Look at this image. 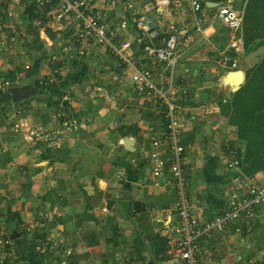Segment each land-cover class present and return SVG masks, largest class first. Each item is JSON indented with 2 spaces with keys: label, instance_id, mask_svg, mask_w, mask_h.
Wrapping results in <instances>:
<instances>
[{
  "label": "crops",
  "instance_id": "1",
  "mask_svg": "<svg viewBox=\"0 0 264 264\" xmlns=\"http://www.w3.org/2000/svg\"><path fill=\"white\" fill-rule=\"evenodd\" d=\"M209 1L206 0L208 6L214 5ZM232 1L239 4L244 2V0ZM92 3L93 11L103 16L104 19L116 18L121 14L118 11L120 3L118 0H109V2L108 0H93ZM172 9H164L162 12L146 8L145 12L143 10L144 16H149L157 22V27L154 28L155 34L161 31L164 18L170 17L169 12ZM206 11L210 9L206 8ZM60 24L59 29L50 28L54 32L51 36L45 31L39 33V38L44 44L43 54L53 52L51 55H57L58 58L52 61L51 56L46 55L48 60L45 56L42 58L44 60L40 59L39 74L43 72L47 76L39 77L38 75L33 82L35 83L38 78L41 83L39 86L57 84L62 90L60 98H56L54 87H45L43 92L36 91V95L35 92L31 93L11 104L6 102L5 92L0 94V112H6L7 108L14 112L12 120L11 118L6 120L4 114L0 117V234L15 235L13 239L20 256H18L19 259L29 245V240H26L23 233L24 225L29 221H35L40 230L43 229L48 234L50 229H54L57 237L61 235L62 241H68L67 243L73 249L69 258L72 264H98L97 260L101 264H108L107 261L111 264H150V260L154 257L152 242L148 239V235L152 232H159L167 238L170 231L169 220L173 219L168 208L175 196L174 188L170 183H167L164 178L154 183L148 170L151 139L161 134L165 128L162 106L156 102V99L151 98L152 101L149 103L146 101L147 96L138 95L140 93L130 78L129 69L126 66V70L118 66L119 60L114 61L106 54L100 53L106 47L90 43L83 56L64 55L63 44L67 41L77 42L81 28L73 15L63 18ZM211 27L207 28V33H213L214 30ZM127 33L126 37L134 40V33L131 34L130 29ZM140 34L139 31L135 37L138 43L143 42V40H138ZM59 36H61L59 38L61 42L57 41ZM28 43L25 46L26 50ZM60 44L61 51L58 50ZM56 45L59 46L56 47ZM46 48L51 50H46ZM130 49L139 65L148 66L154 74L161 69L156 60L137 50L133 42ZM248 49L247 56L252 55L250 48ZM31 58L30 56L27 58L29 59L26 60L27 65L31 63ZM56 61L59 65H49ZM108 65L112 67L113 75L105 77L103 83H93L95 78L93 74H87L89 69L108 67ZM188 65L186 64V67L192 69L196 66L198 69L201 66L203 68L201 71L204 69L215 71L218 76L222 71V68L220 69L213 63H207V61L193 60ZM7 69L15 70L18 75L13 60L3 59L0 54V81L7 79L1 75V72L4 74ZM175 70L178 86L176 97L181 93L187 95L184 94L187 91L185 89L188 88L186 85L194 87L192 85L195 83L191 81L189 75L186 76L187 72L184 69L183 71L178 68ZM195 70L193 73H196ZM225 71L231 70L223 67V77ZM193 73L191 72V75ZM52 75L58 78V82L47 83V79ZM68 85L73 88L71 92ZM219 85L217 84L216 87ZM228 85L223 80V89H226ZM100 87L106 91L97 90ZM220 88L222 89L221 86ZM202 92L198 93V89H195V92L188 95V99L184 97V103L180 106L186 107L189 112H197L193 122L200 117L199 120L202 123L198 124L196 121L194 128L198 127L197 131H202L206 137L205 129L209 130V126H214L208 123L209 117L217 115L216 111L220 110V107L218 94H215L216 99L214 95L203 99L200 96ZM37 93H41V96ZM65 93L68 97L63 100ZM224 98H227L226 90H223V102ZM203 102L205 104L201 105ZM209 103L217 104L218 108L214 110L210 105L205 108ZM57 111L76 115L80 123L61 147L55 148L58 149L56 151L50 152L46 148L39 147V144L35 145L34 142L23 140L20 130H15L11 123L20 117L30 122L40 121V123L46 122L45 124L54 125ZM233 128L223 116L222 153L217 154L218 151L214 149L206 153L202 139H199L200 143L197 141L196 146L191 143L190 139L186 142L187 144H184L185 154H187L184 172L186 178L188 176L190 180L188 193L191 208L200 220L211 218L222 210L228 192L238 182L237 177H241L240 168L229 169L225 165L228 160L232 159V151H229L231 148L225 145L229 143V140L231 141V137L232 140L235 137ZM216 130L218 129L214 132ZM124 136L134 138L131 150L122 146ZM187 138L189 137H181V141ZM209 139L207 136V141H210ZM95 140H97L96 145ZM102 147L109 149L106 156H104ZM213 153L217 155L213 157ZM165 171L168 174V166ZM253 177L263 182L264 169L258 171ZM109 197L113 199V202L110 208H107L105 204ZM133 202L139 203L133 206ZM263 209L264 206L258 208L253 216V222L251 220L252 224L255 218L264 212ZM8 216L10 218L7 221ZM251 223L249 221L246 229L250 228ZM229 234L232 236L229 241H234L233 243L238 238L242 239L240 233L227 231L224 234H215L201 240L200 264H207L205 258L209 253L218 249L216 244H219V240L226 243V237ZM238 256L241 255L236 251L234 259ZM18 258L14 259L9 256L8 262L30 264L29 260H18ZM56 258L44 255L35 256L38 264H60L59 259ZM226 258L227 255H224L214 264H231L230 259ZM164 264L171 263L166 259Z\"/></svg>",
  "mask_w": 264,
  "mask_h": 264
},
{
  "label": "built area",
  "instance_id": "2",
  "mask_svg": "<svg viewBox=\"0 0 264 264\" xmlns=\"http://www.w3.org/2000/svg\"><path fill=\"white\" fill-rule=\"evenodd\" d=\"M5 1L0 0V11L5 16L11 17L12 10L5 8ZM40 7L45 6L51 0H35ZM59 5L49 11L52 21L43 22L37 16L33 24L39 33L45 31V26L60 27V21L73 15L79 22L81 33L76 41L63 44L62 52L66 56H81L86 52L88 44L95 43L108 48L117 55L130 71V78L136 84V88L144 90L147 95L155 96L164 103L165 128L161 134L151 139V148L148 152L149 174L154 183L163 178L172 184L175 192L174 199L169 206V213L173 219L169 220V233L167 234L166 254L171 264H200L202 239H207L215 234H224L227 231L241 233L258 208L264 206V181H257L255 177H237L238 182L228 192L221 211L211 218L200 220L192 211L191 200L188 193V181L184 172L185 145L181 141L180 130L185 122L196 118L191 112L186 121L180 118L179 106L175 101L178 86L174 79L175 67L181 56V49H186L195 41L194 39L207 34V28L214 26L219 21L228 30V41L220 51L218 63L225 69L234 70L238 67L239 56L245 50L244 38L241 32L245 1L236 4L232 0H225L216 5L205 7L203 0H187L189 8V24L177 25L176 14L169 12L170 30L160 43L155 44L151 38L155 35L149 21L144 15L135 16L133 7L136 0H125L131 13L119 21L107 26L106 23L92 10L93 0H58ZM181 0H154L148 1L144 9L161 10L178 6ZM206 8L210 11H206ZM136 22L141 35L138 40H143V49L146 56L161 63L162 68L155 72L148 66L138 64L136 57L130 49L132 39L124 37L120 39L121 30L130 22ZM2 26H9L1 22ZM147 40H144V38ZM9 39L15 40L16 35H9ZM92 40V41H90ZM181 47V49H180ZM54 80L55 77H50ZM19 82L18 75L11 79L0 81V88L5 89L9 85ZM233 87L232 89H234ZM65 94L64 99H67ZM217 104H210L216 110ZM4 113L0 112V117ZM58 118L54 125L38 123L24 127V134L28 140L40 141L46 147L59 148L63 142L74 132L79 125V118L68 112L57 111ZM7 114H4L6 117ZM7 120V118H5ZM15 130L21 131L20 122H12ZM23 131V130H22ZM234 158L226 162V168L238 169L239 159ZM168 166V174L165 171ZM0 264H9V256L18 258L13 237L0 234ZM37 250V247H35ZM40 251V250H38ZM67 251H70L67 250ZM236 264H255L254 259L241 261V256L236 258ZM19 264V263H18ZM21 264V263H20Z\"/></svg>",
  "mask_w": 264,
  "mask_h": 264
},
{
  "label": "rangeland",
  "instance_id": "3",
  "mask_svg": "<svg viewBox=\"0 0 264 264\" xmlns=\"http://www.w3.org/2000/svg\"><path fill=\"white\" fill-rule=\"evenodd\" d=\"M33 1L34 0H6L5 5H4L5 6L4 9L9 8L12 10L11 17L5 16L4 13L0 11V54H1L3 59L7 58L8 60H13L14 64L16 65L17 72H18V78H19V82L17 84H12V85H9L7 88L2 89V90L8 91L7 96L5 98H7L6 102L10 103V104L15 103L14 101H12L11 96H10V92L8 89L10 86L29 85V86L34 88V90H35L34 94L35 95H36V91L43 92L45 90L44 89L45 85L39 86L33 82H34V78L37 77L38 75H39V77L41 75L47 76L46 73L44 74L43 72H41L39 74V70H38V68L40 67L39 62H40V59L44 60V59H42L44 56H45L46 60H48V57H46V55L51 56V54L53 52L48 53L46 51L47 53L43 54V52H44L43 45L44 44H42L43 43L42 39H38L39 40L38 42L34 41L32 39V38H34V33L32 31L30 24H28L29 20L27 19L26 16L29 12L28 10L30 8V4H32ZM118 1L120 2L118 5L119 6L118 11L121 14L117 15L116 18L111 17L110 19L109 18L104 19V18H102L103 16H100L98 13L95 12L106 23L107 26H110L113 23L119 21L124 16L128 17L129 14L131 13V10L129 11V9L127 8L125 0H118ZM148 1H154V0H146V2H148ZM223 1H225V0L216 1L217 2L216 4L223 2ZM244 1L246 2V0H244ZM108 2H109V0H108ZM144 3H145V0H136L135 1L134 7H133V11H134L135 16L143 15V10H144V5H145ZM58 5H59L58 0H51V1L47 2V4L45 6L38 8L40 11L39 14L41 15L43 22L46 23V22H48V20L51 19L52 16H51V13H49V11L52 10L54 7H57ZM36 6H37V4H36ZM171 8H173L171 10V12H173L177 15L175 18V22L177 25L189 24V16L190 15H189V8L187 5V0H181L180 5L171 6ZM144 12H145V10H144ZM113 15H115V13H113ZM151 16H153V14H151ZM169 18H164L161 31H159L157 34H155L154 36H152L151 38H148V39H151L152 42H154L155 44L160 43L162 41V39L167 35V32L170 30V27L168 25L169 24ZM52 20L53 19H51L50 21H52ZM1 22H4L6 24H10V25L9 26L8 25L2 26ZM47 27L59 29V28H61V24H60L59 28L51 27V26H47ZM221 27H223L222 23L219 21H215L214 26L211 27L214 30L213 33L208 32L205 36H201V37L197 36V38L194 39L195 41L191 44V46L186 48V49H181V47H180L181 56L178 60V63L176 65L175 69L178 68L180 71H183V69H184V71L187 72L186 76L189 75L191 77V81L195 83V85H192L194 87H190L191 85H186L188 88L185 89L187 91L184 94H187V95L182 96L183 99H184V97L187 98L190 93L195 92V89H198V93L200 91L202 92V90H203L202 95H200L201 97H203V99H206V98L208 99L212 95H214L213 97L216 99L215 94L221 95L223 97V90H226L227 97H230L232 91H234L238 87L236 84H234V86H235L234 89H231L232 86H230V85H228V87H226V89H223V66L219 65L218 60L220 59L219 53H220L221 49L225 47L226 44L223 47L217 46L212 41V38H211L212 35L214 34V32H216L215 30H218ZM129 29H130L131 34L134 33V35H133L134 40H132L133 46H135L137 48V50H140L143 53L144 50H143L141 44L138 43L137 39L135 38L137 36V33L139 32V28H138L136 22L133 21L132 23H127V25L121 30L120 39L128 36L127 32ZM51 32L53 35L54 32L52 31V29H51ZM11 34L16 35L15 40L10 41L9 35H11ZM60 37L61 36L58 37L57 41H59ZM31 39L33 40L30 43L32 45L30 47L27 46V50H26L25 46ZM148 39L146 37L144 38V40H147V41H148ZM90 41H92V40H90ZM36 42H37V44H36ZM59 42H61V41H59ZM67 42H69V41H67ZM57 46H59V45H56V47ZM88 46H89V44H88ZM248 48H250L252 55L247 56L246 51H249ZM248 48H247L248 50H246V51L244 50V52L238 58L239 67L236 69H241L243 72H245V69L247 67H249L248 65L253 64L255 60H258L259 58H261L260 56H262L264 54V38L256 39L255 41H253L249 45ZM104 49L105 50H103V52H100V53H102V55L104 53V54H106L107 57H109V59H114V61L119 60L118 66H120L122 68L124 67L126 70L125 64H123L122 61L116 55L111 53L108 49H106V48H104ZM46 50H51V49L46 48ZM58 50L61 51V44H60V48ZM85 54H86V52L83 55H85ZM27 56L32 57L31 63L29 65L26 64V60H29V59H27L28 58ZM104 59L105 58H103V60ZM193 60H197L199 62H206L207 61V63H213V65L215 64L220 69L222 68V71L219 73V76H218L215 73V71H211V70L206 71V69H204V71H201V70H203V68H201V66L198 69L196 66V68H195L196 70L186 67V64L188 65ZM241 60H243V62H240ZM255 62H257V61H255ZM106 64H108V63H106ZM157 64H159L160 67L162 68L163 65L161 63L158 62ZM49 65H51V64H49ZM199 65H201V64H199ZM226 69L230 70L229 68H226ZM112 70H113L112 67H110L108 65V67H103V68H99V67L94 68V69L91 68V69H89L87 74L88 75L93 74V77L95 78V81H93V83L97 84V83H103L105 80V77L112 76L113 75ZM193 70H195L196 73H193ZM175 71L173 74L174 79L176 77ZM191 72L193 73V75H191ZM126 73H124V74L127 75ZM226 73L227 72L225 71L224 74H226ZM37 80H39V79L37 78ZM175 81H176V79H175ZM38 83H39V81H38ZM219 83H220V85H219ZM235 83H237V82H235ZM39 84H41V83H39ZM217 84L219 85L218 87H216ZM220 86L222 87V89L221 88L219 89ZM51 87H54L56 89L55 90L56 92L54 93L56 98L57 97L60 98V96L62 95V90L58 88L57 84H55V85L53 84V86H51ZM69 87L71 88V90H70V92H71L73 90V88L70 85H68V88ZM91 87H94V85ZM97 90H105V89L100 87ZM219 90L221 92H218ZM137 91H138V93H140V94H138L136 92L138 95L147 96L146 101H148L149 103L152 101V99H156V102L159 103L160 106H162L163 120L165 122L164 103L162 102V100L155 97V96L147 95L144 90L137 89ZM38 94H40V95H38ZM182 94H179V95L177 94L175 101L178 104L179 109L181 110V112H180L181 117L180 118L182 120L186 121L188 118V115H190L191 112H189L188 111L189 109H187L186 107L180 106L181 103H184L183 100L180 102V100L182 98L181 97ZM37 95L41 96V93H37ZM67 96H68V94H67ZM204 104H205V102H203L201 105H204ZM210 104L214 105V103H209L208 105L205 106V108L208 107ZM217 110H218V111H216V112H218V113H216L217 115L214 114L213 117L208 116L210 118V119L208 118L210 120L208 123H211L214 126L210 127L208 124V126H209L208 128L211 132L209 133V130L206 128L205 129V136L206 137H204V133L202 131H197L198 127H195L196 131H194V129H195L194 123H197L196 121H198V124L202 123L201 120H199L200 117H198V119L195 120V122H193L195 118L186 121L185 125L180 130V132H181V137H183V138L189 137V138H187V140H185V141L183 140L184 141L183 144H187L186 142L190 139L191 143H193L196 146L197 141L200 143L199 139H202L205 143L203 145V148L206 149V150L204 149L206 153H210L211 152L210 150H212V149H214V151H218L217 154L219 152L222 153L223 152V114H222L221 110H219V109H217ZM63 112H65V111H63ZM4 114H7V116L5 117V118H7V120H9L10 118L12 120V118L14 116L13 115L14 112L9 108L6 109V112L4 111ZM195 114H197V112ZM56 118H58L57 113H56ZM18 119H17V122L21 123V128H22L21 131H19V132H21V138L22 139L24 138L23 140L29 141V142H34L35 145L39 144L38 145L39 147H42V149L46 148V150L48 149L50 152L58 150L55 148L46 147L40 141L28 140V136H26L24 134V130H25L24 127L25 126L30 125V123H31V125L38 124V123H40V121L30 122V121L21 119L20 117ZM13 122H15V121H13ZM45 123H43V124H45ZM200 127L205 128L203 126H200ZM215 129H218V130H216L214 132ZM187 130H188V133H186ZM192 130L194 132L191 133L190 131H192ZM227 132H229V131H227ZM233 132L235 133V137L233 138V140H235V141H233L232 137L230 136L231 141L229 140V143L225 145L226 147L229 145V148H231L230 150L229 149L228 150L232 151V158H234L233 156L235 155L236 150L232 148L231 142L232 143L234 142L233 146H236V144L240 145V143H238L236 141V135L237 134H236V128L235 127L233 128ZM206 133H207V135H206ZM207 136H208V138H210L209 139L210 141H207ZM94 143L96 145L97 140H95ZM200 146L202 147V145H200ZM102 150H103L104 156H106L109 149L102 147ZM207 150H209V151H207ZM184 154H185V152H184ZM217 154L213 153V155H214L213 157H215ZM186 156H187V154H185V158H186ZM217 157H219V155ZM187 180H188V184H187V187H188L189 181H190L188 176H187ZM252 219H253V217L250 219V223H251ZM252 222H253V220H252ZM251 224H250L249 229H245L244 231L243 230L241 231L240 235L242 236V239L239 240V238H238L237 241H235V243H233L234 241L233 242L229 241V239L232 237L231 234H229V236L226 237L227 238L226 243H223L222 240H219L220 241L219 244H216L218 249L214 248L215 250L213 252L209 253L208 256L205 258V261L207 262V264L217 263V261H219L224 255H227L226 259L227 260L230 259L231 264H236L237 260L234 259L235 255H236V251H238V254L241 255V261H246L247 259L252 258V259H254L255 264H264V212H262L259 216H257L255 218V222L252 225ZM37 225H38V223L35 221H29L26 225H24L23 233H24V236L26 237V240H29L30 237L34 238L35 243H36L35 247H37V252H40L45 257H50V258L51 257L56 258L58 256L60 264H67V260H69L70 256L72 255V250H73L71 248V245L69 243H67L68 241L67 240L62 241L61 235H59L57 237L56 231L54 229H50L48 234H47V233H45V230L41 229L42 230L41 231L39 229L40 227H38ZM39 232L41 233V235ZM70 237H71V235H70ZM69 239L71 240V238H69ZM69 249H70V251H67ZM38 250H40V251H38ZM1 252H3V251H1V248H0V253ZM165 260L156 261L153 258V260L152 259L150 260V262H151L150 264H164ZM111 262H112V260H111ZM97 263L101 264V262L99 260H97ZM107 263L111 264L109 261H107Z\"/></svg>",
  "mask_w": 264,
  "mask_h": 264
},
{
  "label": "trees",
  "instance_id": "4",
  "mask_svg": "<svg viewBox=\"0 0 264 264\" xmlns=\"http://www.w3.org/2000/svg\"><path fill=\"white\" fill-rule=\"evenodd\" d=\"M36 4L35 0L30 4L29 12L26 17L34 33L33 40L35 39V41L38 42V39H40L39 31L33 24V19L37 16L41 17V15L39 14V6H36ZM203 5L209 7L206 4V0H203ZM44 30L48 35H52L49 27L45 26ZM215 31L216 32H214L211 37L212 41L217 46L223 47L228 41V31L225 27H221ZM241 32L244 38L245 51L253 41L264 38V0H246ZM32 41H29V47L32 45L30 44ZM140 44L143 48L144 43L140 42ZM51 65H58V61ZM1 73V75L8 79L16 75L13 69L5 70L4 74L3 72ZM35 83L39 85L38 80H36ZM53 84L55 85V83H52L50 85H45V87H51ZM4 92L7 94L8 91H3L0 88V94ZM182 96L184 95L182 94L181 97ZM220 96L221 95H218L220 110L223 116L226 117V122L236 128V141L240 143V145L233 146L231 142V146L236 150L235 156L239 159L238 165L241 176L253 177L258 171L264 169V54L257 62H254L245 69L243 82L232 91L230 97L224 98L225 101L223 102V97ZM182 100L183 97L180 102ZM182 143H184V141H182ZM45 154H47V152ZM139 165L141 167V164ZM9 218V216L6 217V220L8 221ZM245 229L246 226L243 227V231ZM148 239L152 242L151 248L154 259L156 261L167 259L166 236L159 232H152L149 233ZM35 245V239L30 237L28 248L25 253L21 254L20 259H27L30 261V264H38L35 256L42 255V253L34 249ZM20 259L18 258V260ZM57 259H59L58 256ZM67 264H72V261L67 260Z\"/></svg>",
  "mask_w": 264,
  "mask_h": 264
},
{
  "label": "water",
  "instance_id": "5",
  "mask_svg": "<svg viewBox=\"0 0 264 264\" xmlns=\"http://www.w3.org/2000/svg\"><path fill=\"white\" fill-rule=\"evenodd\" d=\"M209 2L213 3L214 5L217 3L216 1H209ZM145 19L149 21L151 28L157 27V22L153 18L146 16ZM243 79H244V72L241 69H235L232 71H228L223 77L225 84H229L232 86H234V84L239 86L240 83L243 81ZM236 81H237V83H235ZM8 89H9L12 101H17L20 98L26 97L29 94L34 93V91H35L34 88L29 86V85L10 86ZM122 140H123L122 146L124 148L130 149V150L133 148L132 147V144L134 142L133 137L124 136L122 138ZM148 170H149V167H148ZM108 195L110 196V194H108ZM112 202H113V199L111 197H109L106 201L105 206L107 208H110ZM137 203H139V202H133V206H135V204H137ZM10 236L14 237L15 235L11 234Z\"/></svg>",
  "mask_w": 264,
  "mask_h": 264
},
{
  "label": "bare ground",
  "instance_id": "6",
  "mask_svg": "<svg viewBox=\"0 0 264 264\" xmlns=\"http://www.w3.org/2000/svg\"><path fill=\"white\" fill-rule=\"evenodd\" d=\"M221 3V2H220ZM224 27V26H223ZM227 30V29H226ZM139 31H140V28H139ZM228 31V30H227ZM141 33V32H140ZM141 35V34H140ZM58 57H57V55H51V57H50V60H55V59H57ZM50 77H55V75H52V76H50ZM49 77V78H50ZM47 79V83H52V82H58V78L57 77H55V79L54 80H50V79Z\"/></svg>",
  "mask_w": 264,
  "mask_h": 264
}]
</instances>
